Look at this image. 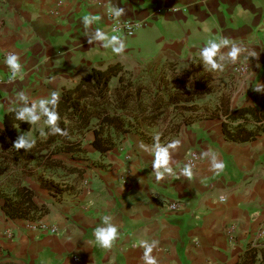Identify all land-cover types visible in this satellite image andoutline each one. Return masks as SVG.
<instances>
[{
    "label": "crops",
    "instance_id": "obj_1",
    "mask_svg": "<svg viewBox=\"0 0 264 264\" xmlns=\"http://www.w3.org/2000/svg\"><path fill=\"white\" fill-rule=\"evenodd\" d=\"M112 5L124 9L120 19L143 27L130 38L115 33L108 14ZM89 14L98 19L85 26L82 20ZM97 29L106 39H95ZM113 35L126 45L121 55L111 49L119 46L112 43ZM222 37L243 51L235 62L219 61L229 48L220 49L217 61L224 67L217 91L228 99L230 110L260 107L264 0H0V126L4 114L20 106L16 97L23 91L41 117L24 131L36 141L45 136L38 135L44 128L40 100H48L53 90L61 95L91 67L120 62L132 79L168 62L188 68L201 58L200 49ZM148 43L158 53L142 61ZM8 52L20 56L21 70L15 78L4 62ZM242 64L245 74L239 71ZM116 80L119 83L114 78L110 86ZM258 87L261 91H254ZM224 122L220 112L219 117L184 122L173 134L152 131V139L132 129L105 154L92 146L95 135L90 130L82 145L85 153L54 156L79 169L71 172L77 173L74 190L58 195L39 180L41 157L36 164L18 168L36 202L47 204L49 212L35 221L11 219L0 198V264H144L141 241H158L151 253L158 264H264V132L254 140L233 141ZM157 135L164 146L180 141L179 147L169 149L172 173L161 180L152 167ZM208 150L223 161L222 171L210 170V159L201 156ZM191 151L201 160L189 179L180 171ZM171 203H179L180 209L170 211ZM104 216H110L119 230L109 248L100 247L93 234L103 226ZM42 225L57 232L41 231Z\"/></svg>",
    "mask_w": 264,
    "mask_h": 264
},
{
    "label": "trees",
    "instance_id": "obj_2",
    "mask_svg": "<svg viewBox=\"0 0 264 264\" xmlns=\"http://www.w3.org/2000/svg\"><path fill=\"white\" fill-rule=\"evenodd\" d=\"M176 65L177 63L168 62L164 66L172 68ZM114 78H119L120 84L116 89L117 100H113L111 96L110 83ZM204 79V75L194 77L190 81L182 79L180 83L186 91L178 90L168 97L156 93L151 105L148 106L144 104L141 96L145 91L148 92L150 87L142 83L137 86L127 77L122 63L112 62L106 66H93L79 76L72 86L64 87L55 108L60 117L58 125L67 132V135L51 134L45 124L47 117L43 115L41 109L44 128L42 132L38 131V135L41 133L45 136L37 139L28 153L23 149L18 151L13 148V142L21 133L31 130L34 125L15 119L16 108L7 111L0 126V176L3 175L2 180L0 179V198L4 199L3 210L6 216L11 219L35 221L49 212L47 204L36 202L35 192L25 185L16 173L18 168L30 166L35 157L40 156L43 173L56 169L79 171L78 168L69 167L54 156L60 153H85L82 145L90 130H93L95 135L92 146L102 154L107 153L136 124L154 125L171 105L183 108L211 94L214 86L206 83ZM45 106L50 109L52 107L50 104ZM220 112L226 117L224 130L230 140L246 142L254 140L264 132V99L260 107L248 106L230 110L228 99L222 96L220 104L208 117H219ZM237 120H243L244 123L232 127L230 124ZM249 125L252 127H247ZM43 173L40 176L42 186L52 191L54 195L73 190V186L59 185L54 180L45 179ZM253 263L246 261L240 264Z\"/></svg>",
    "mask_w": 264,
    "mask_h": 264
},
{
    "label": "clouds",
    "instance_id": "obj_3",
    "mask_svg": "<svg viewBox=\"0 0 264 264\" xmlns=\"http://www.w3.org/2000/svg\"><path fill=\"white\" fill-rule=\"evenodd\" d=\"M108 13L115 19H119L124 15V9L112 5L108 8ZM98 19L97 16L89 14L83 17L82 23L85 26L91 25L94 21ZM95 39L103 41L106 39L105 33L99 29L96 31ZM113 44H118L119 46L112 47L113 53L121 55L124 53L126 45L124 42H121V38L117 35L111 37ZM92 43L91 40L88 41ZM230 45V47H229ZM103 47L108 48V45H103ZM222 47H228L229 50L226 53L219 55V61H224L225 58L235 62L240 56L243 49L234 41H230L226 37H222L219 42L209 41L205 47L200 49V56L203 62L209 65L212 69L222 68V64L218 63L217 55L220 53ZM5 65L10 70L13 78L21 70L20 56L15 52H8L5 56ZM256 92H260L261 88L258 87L254 89ZM49 99H41L39 102V108L42 109L43 115L47 117L45 124L49 127L51 134H60L67 135L65 130H62L58 125V120L60 119L59 114L55 111L56 106L60 100V93L57 90H53L49 94ZM17 100L19 101L20 106L17 108L15 113V119L35 124L40 121L41 117L37 115V105L33 103L31 106L28 105L29 97L23 92L20 91L17 93ZM46 104H50L51 109L46 107ZM155 143L152 145L154 154V160L152 162V167L156 172V179L161 180L164 178L165 173L171 174L172 169L169 167L170 161V152L169 149H176L180 145L179 140H173L168 145L164 146L159 143V136L154 137ZM35 141L30 139L26 133H21L16 141L13 142V148L16 150H25L27 151L33 147ZM141 148H146L145 145L141 144ZM201 156L204 158L210 159L211 169L214 172L222 171L225 167L222 160L218 159L217 155L211 150L201 153ZM163 169V171H161ZM180 175L187 178H191L193 175L191 165H185L180 171ZM103 226L97 227L94 230V237L96 243L102 248H109L112 246L113 242L118 238L119 230L118 227L112 223V218L110 216H104L102 218ZM158 241H141L140 247L143 249L142 260L144 264H158L157 258L151 255L153 249L157 246Z\"/></svg>",
    "mask_w": 264,
    "mask_h": 264
},
{
    "label": "rangeland",
    "instance_id": "obj_4",
    "mask_svg": "<svg viewBox=\"0 0 264 264\" xmlns=\"http://www.w3.org/2000/svg\"><path fill=\"white\" fill-rule=\"evenodd\" d=\"M151 52L153 58L155 56H153V54H157L158 50H153L150 43H148L146 45V50L142 51V61L148 60V55H150ZM151 64H153V62H148L147 65L151 66ZM223 67L224 66L222 65V68L212 69L209 65L203 62L202 58H200L190 64L188 68H181L180 65H176L175 67H172V69L171 66H161L160 64L157 67L156 65L153 66L151 71H146V73H144L140 78L132 79V76L127 75V77L130 78L134 83H136L137 86L138 84L142 83L143 85H148L150 87L149 91H145L141 96L144 104L148 106L151 105L156 93H159L164 97H168L175 91H186V89L182 88V84L180 83L182 79L190 81L194 77L196 78L204 75V81L214 86V91L211 94L205 96L202 99H197L194 104H189V106H185L183 108L181 106L175 107L174 105H171L156 124H136L133 130H137L138 132L141 131L147 138L152 139V131L160 132L164 130L173 134L180 129L184 122L186 123L196 118H204L210 116L214 111L213 105L221 97L217 89L222 86L219 71L220 69H223ZM118 85V80H116L114 84H111V96L113 100L118 99V95L116 93V86ZM134 102L135 101H132V103ZM144 131H146L147 134L144 133ZM38 157L40 158V156L35 157L33 161L34 164L39 161ZM29 170L31 172V170L34 169L29 168ZM16 173L19 177H21V172H19L18 169ZM32 173L34 175H39L36 172ZM41 173H43V171ZM76 174H72L70 171L64 169H56L51 172L48 171L47 173H43L45 179L54 180L55 183H58L59 185L73 186L72 189L74 188V184L77 180ZM39 176H41V174ZM2 177L3 175L0 176L1 180ZM39 180L41 181L42 178L39 177Z\"/></svg>",
    "mask_w": 264,
    "mask_h": 264
},
{
    "label": "built area",
    "instance_id": "obj_5",
    "mask_svg": "<svg viewBox=\"0 0 264 264\" xmlns=\"http://www.w3.org/2000/svg\"><path fill=\"white\" fill-rule=\"evenodd\" d=\"M88 1H91V0H88ZM109 17L112 19L111 26L114 29L115 33H117L118 35H121L123 37H131L136 33V31L138 29L143 27L142 23L141 24L140 23H134L132 21L122 20L120 18L117 20L114 17H112L110 14H109ZM239 71L242 74H245L247 72V68H245V66L242 64L239 66ZM200 160H201L200 154L198 152L191 151L185 157V164L191 165L192 169H194L199 165ZM221 200H223L222 197H221ZM169 209H170V211L176 212L180 209V204L179 203H171V204H169ZM39 229L41 231H47V232H51V233L57 232V230L55 228L47 227L45 225L40 226ZM233 229H234V227H232V230ZM261 233H263V232H261Z\"/></svg>",
    "mask_w": 264,
    "mask_h": 264
}]
</instances>
